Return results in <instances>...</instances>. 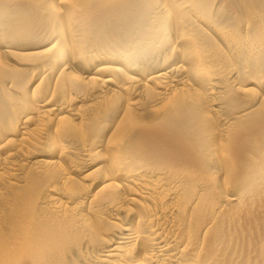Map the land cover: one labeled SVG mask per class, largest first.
Segmentation results:
<instances>
[{
  "label": "bare ground",
  "instance_id": "1",
  "mask_svg": "<svg viewBox=\"0 0 264 264\" xmlns=\"http://www.w3.org/2000/svg\"><path fill=\"white\" fill-rule=\"evenodd\" d=\"M0 264H264V0H0Z\"/></svg>",
  "mask_w": 264,
  "mask_h": 264
}]
</instances>
